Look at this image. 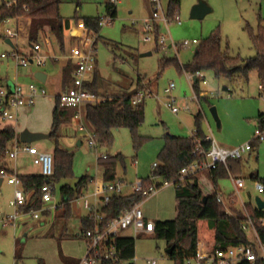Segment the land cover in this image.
Here are the masks:
<instances>
[{"label": "rangeland", "instance_id": "rangeland-1", "mask_svg": "<svg viewBox=\"0 0 264 264\" xmlns=\"http://www.w3.org/2000/svg\"><path fill=\"white\" fill-rule=\"evenodd\" d=\"M8 1L13 0H0V5ZM200 1L206 3L212 11L202 19L193 18L191 15L193 6ZM108 2L109 0H82L81 6L77 7L76 1L64 0L60 9L65 17L72 19L74 27L78 24L75 20L76 14L80 17L106 15ZM169 2L170 0H161L165 12L168 11ZM178 9V19L172 20L168 26L162 21L159 22L160 33L169 37L167 45L174 41L178 46V52L174 47L166 49L157 47L155 38L151 41L145 40L144 20L152 13L149 0H121L117 3V16L100 26L97 32L100 37L96 44L99 93L103 96L119 95L134 88L154 92L153 96L146 97L144 101L145 119L138 129L144 140L136 147L131 130L121 126L113 130L112 143L91 147L90 138L94 133L91 123L83 120L86 126L83 132L78 128V122L69 121L70 118L67 120L69 122L62 123L58 129L59 140L62 146L74 154L73 176L55 182L53 193L56 204L62 201L63 184H73L83 175L98 174L96 158L99 153H107L115 160L117 177L122 178L125 183L123 194L134 192L137 181L148 177L154 163L158 162L159 153L165 142V133L169 131L176 135L191 136L192 132L196 131L195 114L198 112L203 115L202 126L205 133L212 135L221 145L234 147L248 141L255 144V149L245 154L241 160L238 176L245 179V187L241 190L235 205L241 208L242 200L255 204L257 196L264 199V193L259 194L256 191L257 180L251 177L253 172L259 177H264V140L255 139V130L259 126L257 116L259 111H264V91L260 87L257 74L252 72L248 80L242 77L231 81L224 76H218L212 68L202 69L200 72L205 76L206 82L200 79L198 83L200 98L197 100L195 94L198 93L193 87L194 81L188 77L189 74L194 77L196 73L179 69L173 63L161 68L160 63L165 58L173 57H177L181 64L188 63L197 44L191 43L185 47L182 45L184 40L192 42L197 39L200 42L213 33L221 35L223 47L228 48L230 54H240L241 57L254 56L256 49L253 46L250 28L256 31L260 23L264 26V0H180ZM7 25L19 31V38L17 40L13 38L15 46L8 44L6 37L3 36L5 23L1 26L3 35L0 36V83L6 84L8 81L12 85L18 76L23 80L26 71L34 73L46 69L49 74L47 82L40 83L34 77L27 81L40 83L48 89L45 96L48 98L47 103L42 104L36 99V111L20 117L19 124L22 129L30 130L29 124H51V108L55 104L54 86L59 87L62 67V63L58 62L64 56L68 57L70 48L77 44V41L71 38L67 30L62 57L54 52L60 49L57 41L51 35L43 36L40 53L48 56L46 63L39 65L34 61L28 66L18 67L13 56L14 47H18L19 52L32 53V45L27 40L26 30L17 28L15 21ZM3 53L6 56H3ZM56 55L57 58L54 57ZM71 82L72 79L69 83ZM170 82H174L175 87L166 93ZM224 87H228V90ZM204 91H208L207 96L202 94ZM170 100L174 106L180 108L178 113H175L168 104ZM186 106L190 107V111L186 110ZM212 107L217 108L220 125L212 114ZM7 122L8 120L4 121L0 116V127ZM51 129L52 127L47 132H51ZM64 133L65 136H61ZM79 140L83 142L81 145H78ZM34 145L41 151L54 154L56 138L40 139L35 141ZM119 153L124 156L123 162L116 158ZM5 163L20 172L41 173V166L34 164L30 157L24 154H20L17 159L9 160L7 154ZM199 175L205 192L212 193L216 190L211 180L206 181L207 172ZM218 189L226 195L233 193L235 186L232 176L220 178ZM14 194L15 186L4 178L0 185V211L6 215L15 211L10 204ZM31 194L30 192L27 195L28 198ZM227 200L225 199L224 206L226 210L232 212ZM140 203L145 216L150 219L160 221L174 219L177 215L174 184L161 187ZM38 209L41 212L40 217L28 222L32 226L21 224L19 219L5 223L4 218H0V264H64L63 255L70 256L72 262L77 260L80 262L88 253L89 242L83 235L81 221V217L87 214L88 210L76 200L71 201L69 214L64 213L65 205L51 210L41 205ZM198 226L199 241L207 244L205 245L208 251V243L212 242L208 223L200 220ZM126 233H131L136 238L135 264H151L148 262L150 259H156L157 264H175L166 253L170 246L166 239L155 233H142L137 236L132 233V229H128ZM248 234L254 239L250 231ZM191 264L195 262L192 261Z\"/></svg>", "mask_w": 264, "mask_h": 264}, {"label": "trees", "instance_id": "trees-1", "mask_svg": "<svg viewBox=\"0 0 264 264\" xmlns=\"http://www.w3.org/2000/svg\"><path fill=\"white\" fill-rule=\"evenodd\" d=\"M77 2V7L81 6L82 0H72ZM64 0H13L0 5V36H2L1 26L8 20L20 17L30 19L28 28V42L33 45L40 42L43 36H52L59 45L61 51L65 48V33L71 29L72 19L65 17L61 13V4ZM180 0H170L167 15L170 20L178 19ZM108 10H112V16H117V5L108 4ZM76 23L80 21L92 31L98 32L100 29L99 16H75ZM159 26L157 27L155 41L157 47ZM250 35L256 54L251 57H241L240 54L232 55L228 48L223 47L222 37L218 33H213L209 37L197 44L192 59L181 64L177 57L165 58L160 61L161 68L169 64H176L179 69L196 73L205 68H212L218 76H224L229 80L237 78L249 79V75L255 72L260 80V87L264 91V26L260 23L256 31L250 28ZM4 36V35H3ZM5 37V36H4ZM98 36L96 40L99 39ZM72 79L71 71L64 69L63 90L69 87ZM193 87L199 94V78L193 79ZM99 76L95 72L92 82L85 83V86L94 93L101 95L97 89ZM141 89V88H139ZM129 92L119 95H105L104 99L84 106L83 113L86 120L94 127V136L98 146H105L112 143L114 139L113 130L125 126L131 130L134 144L139 147L144 137L139 134V127L145 119L144 101L138 104L132 103V96ZM59 96V95H58ZM57 96L56 104L52 114L51 137L56 138V148L54 151V172L51 176L43 174H18L22 181V187L26 195L30 192L31 197L22 207L23 210L38 209L43 205L42 193L45 186L55 184L62 178L73 176L74 154L60 144L59 126L70 117L65 116ZM259 126L264 128V112L260 111L258 116ZM195 125L198 137L201 138V149L207 151L211 142L207 139V134L203 129V115L201 112L195 114ZM257 139V138H255ZM15 141L19 140V135L13 125H7L0 129V176L3 172L14 174V171L5 163V157L9 153ZM164 145L159 153L158 165L153 168L151 174L142 178L145 185L157 183L161 186L164 181H172L175 186L177 199V215L172 220H156L155 234L166 239L170 246H174L170 258L175 264H186V260L196 253L199 243V221L205 220L211 231V243H208V250L215 253L218 248H227L241 244H251L257 253L259 249L255 241L250 238L248 231L243 228L247 220V213L252 218L260 240L264 243V209H259L256 204L245 202L241 208L237 207L236 201L230 202L233 193L227 196L229 207L232 212L226 210L224 203L218 200L219 192H205L202 188L200 173L207 172L208 178L217 184L220 178L229 176V171L234 176H238L241 169V159H229L227 166L219 164L216 168L201 170L195 174L186 176L183 180L181 171L194 161H201L205 155L195 152L197 143L191 136L176 135L167 131L164 135ZM259 141V140H256ZM253 145L255 146L254 142ZM118 160L124 161V156L116 155ZM113 160V161H112ZM114 159L105 163V173L108 178L116 175L114 169ZM92 176L83 175L73 184L66 183L61 186L65 205V214L71 212V200L80 195L90 185ZM251 177L264 183V177H259L257 173H252ZM161 180V181H159ZM145 197L139 192L130 194L115 195L109 205L105 208L108 216H116L126 208L141 202ZM238 202V201H237ZM89 215L81 217L82 232L90 228L93 223L88 219ZM209 231V233H210ZM116 247L117 255L115 259H102L100 264H135L136 258V238L134 236L118 235L111 239ZM169 246V247H170ZM18 257V254H16ZM64 264H80L79 260L72 262V258L63 255ZM238 264H264V258L259 257L255 261H241Z\"/></svg>", "mask_w": 264, "mask_h": 264}, {"label": "built area", "instance_id": "built-area-1", "mask_svg": "<svg viewBox=\"0 0 264 264\" xmlns=\"http://www.w3.org/2000/svg\"><path fill=\"white\" fill-rule=\"evenodd\" d=\"M121 0H109L111 5H117ZM152 6V14L144 20V34L145 40L151 41L155 38L157 27L159 22L162 21L169 25L171 22L167 15V12L163 9L161 0H149ZM114 17L112 16V10H108L106 15L99 17V25H103L111 21ZM10 21V20H8ZM7 21V22H8ZM73 36L77 39V44H74L70 48L68 57L72 60L73 66L71 68L72 82L66 90H63L59 94L60 105L63 108L64 114L67 117L79 120L80 127L84 130L86 128L83 124V120L86 119L83 113L84 106L88 104H95L104 97L89 90L85 83L92 82L94 73L97 69V47L96 40L98 34L95 31L90 30L84 22L80 21L72 28ZM4 36L6 38H19V31L6 26L4 29ZM169 37L165 34H158V43L162 49L168 47H174L178 52V46L174 41H171L167 45ZM18 44V41H16ZM191 43L198 44L199 41L194 39L192 42L184 40L183 44L185 47ZM16 44V45H17ZM42 44L40 42L32 45V53H23L18 51V47H14L13 56L16 59L18 66H28L31 62H37L39 65H44L48 59L47 55L41 54ZM6 56V54H2ZM56 57V56H54ZM196 76L206 82L205 76L199 71L196 72ZM190 80H193V75L189 74ZM175 87L174 82H170L166 88V93L171 92ZM47 93V89L44 85L36 82H30L25 88L21 83H13L12 85L0 83V116L3 120L16 121L19 110L22 107L33 106L36 102L37 97L43 96ZM202 94L208 95V91H204ZM154 92L145 89H138L132 96V103L138 104L139 102L146 99L148 96H153ZM195 98L199 100V94H195ZM168 103L175 113L180 111V108L174 106L171 102ZM186 110L190 111V107L186 106ZM191 137L195 138L197 147L195 152H199L205 155L201 161H194L188 166L184 167L181 171V179L183 180L186 176L195 174L201 170L216 168L219 164L227 166L229 159H242L245 154H248L254 149L253 141H248L244 144L227 147L221 145L212 135H207V139L210 140L211 145L209 150L203 151L201 149V138L198 137L197 131L192 132ZM255 138L257 140H264V128L257 127L255 130ZM91 147H97V142L94 136L90 138ZM21 151H26L32 156L34 164L41 166V172L44 176H51L54 172V154L46 151H41L34 144H24L15 141L12 149L8 155L10 158H15ZM97 168L98 174L92 176L90 179V185L80 195L76 196L72 200H76L79 204L81 203L85 209L88 210L89 220L93 223L90 228L84 230L83 235L87 238L88 253L80 260V264H100V261L104 259H115L117 255L116 247L111 239L121 235L123 230L132 228L136 234L146 233L154 234L156 230L155 220L147 218L141 208V203H136L130 208H126L123 212L116 216H108L105 208L109 205L111 199L115 195L123 194L124 180L118 178L117 175L113 178H108L105 173V163L111 160V157L107 153H99L97 155ZM158 165L154 163L153 167ZM2 177H6L10 184L15 186L14 198L10 204L14 207L15 211L13 214L6 215L0 211V218H4L5 223L21 219L24 216H29L32 219L39 218L41 212L39 209H31L24 211L22 207L27 203L28 196L24 192L22 187V181L17 174L2 173ZM232 176L235 191L233 192L231 202L238 201L241 190L245 187V179L241 176ZM173 184L172 181H164L161 186L157 183L145 185L143 179H140L135 184L134 192L141 193L144 197L152 195L154 192L159 190L163 186ZM54 189L55 185L47 184L42 193L43 206L46 208L56 209L58 204L54 201ZM256 191L259 194L264 193V183L256 181ZM227 196L218 194V200L225 203ZM71 200V201H72ZM245 202L242 200V205ZM256 204V203H255ZM264 222V218L262 219ZM243 228L250 231L254 237V241L259 249L260 253H257L251 244L230 246L227 248H218L215 253L207 251L202 242L198 243L196 253L186 260V264H191L192 261L195 264H238L241 261H255L259 257L264 258V243L260 240L259 234L255 227V224L247 213V220L243 224ZM167 253V252H166ZM151 264H157L156 259L148 260Z\"/></svg>", "mask_w": 264, "mask_h": 264}, {"label": "crops", "instance_id": "crops-1", "mask_svg": "<svg viewBox=\"0 0 264 264\" xmlns=\"http://www.w3.org/2000/svg\"><path fill=\"white\" fill-rule=\"evenodd\" d=\"M108 4H109V2L108 3H106V8H107V10H108ZM118 11V10H117ZM152 14V13H151ZM150 14V15H151ZM12 21H15L16 23H17V28H20L22 31H24V30H26V32H27V34H28V28H29V22H30V19L27 17H20V18H17V19H11L10 21H8V22H6L5 23V26H8L7 24L8 23H11ZM74 26V25H73ZM72 26H71V29H69V32H70V35H71V38L72 39H74L75 40V42L77 41L76 40V38L73 36V34H74V32H73V30H72ZM1 31H2V29H1ZM3 32V31H2ZM68 33V32H67ZM66 33V34H67ZM66 34H65V36H66ZM48 38V37H47ZM27 40H28V38H27ZM12 42H14L13 40H12ZM41 44H43V40L40 42ZM9 44V43H8ZM14 46H15V44H14ZM55 53H57V54H59V55H63L62 54V51H61V49H59V51L58 52H56V51H54ZM58 56L56 55V57L55 58H57ZM63 57V56H62ZM62 59H64V60H62ZM66 59V60H65ZM31 63H33V62H31ZM58 63H62V67H61V71H60V84H59V87L58 86H54V88H55V93H54V98H55V104H56V100H57V96L63 91V74H64V69L65 68H68V70H70V71H72L71 70V68H72V66H73V62H72V60L69 58V57H65L64 56V58H61V60H59V62ZM18 66V65H17ZM18 67H21V66H18ZM51 70H52V68H51ZM38 71H43V72H45L46 74H47V80H46V82L48 81V79H49V74H48V71L46 70V69H42V70H37V71H35L34 73H30L29 71H26V75H25V78L22 80L21 79V76H18V78H17V80H16V82H14V83H21L22 85H24L25 86V88H27V85H28V83H30V82H34V81H27L28 79H30V77H34L38 82H40L41 83V81L40 80H38L36 77H35V74H36V72H38ZM95 72H97V70L95 71ZM72 74V73H71ZM24 77V76H23ZM94 77H95V73H94ZM94 79V78H93ZM39 83V84H40ZM6 84H9L10 85V82H6ZM13 84V83H12ZM58 87V88H57ZM46 88V87H45ZM53 88V89H54ZM47 89V88H46ZM47 94H48V89H47V93L45 94V95H43V96H39V97H37V102H40V103H42V104H46L47 103V100H48V98H46L45 96H47ZM100 96H103V95H100ZM37 102H35V104L37 103ZM35 104H34V106H32V107H22L20 110H19V113H18V117H17V120L16 121H14V120H12V121H8L7 123H5L3 126H1L0 127V129H3L4 127H6L7 125H13L14 126V128L16 129V131L18 132V135H19V140H20V133H21V131H23L24 129H22L21 128V126H20V124H19V118L20 117H22V116H24V115H29V114H31V113H34V111H36V107H35ZM55 104H54V106L51 108V112H52V114H53V110H54V107H55ZM260 112V111H259ZM264 112V111H263ZM259 114V113H258ZM5 121V120H4ZM69 121H74V122H78V128H79V130L80 131H84L81 127H80V122H79V120H76V119H73L72 117H70V120ZM69 121H67V122H69ZM13 122H15L16 123V125L13 123ZM67 125H68V123H66ZM18 126H20L19 128H18ZM31 126V127H30ZM52 127V120H51V124H45V123H33V124H29V128H31V131H34V132H45V133H48L47 131H48V129H50ZM30 130V129H29ZM61 136H65V133L64 134H62ZM20 143H22L21 141H19ZM79 142H80V144H79ZM83 142L81 141V140H79L78 141V145H81ZM24 144H34V143H24ZM13 146V145H12ZM11 149H12V147H11ZM10 149V150H11ZM254 149H255V146H254ZM253 149V150H254ZM20 154H24L25 156H28V157H30V159L32 160V156L28 153V152H26V151H21L18 155H17V157H15V158H10L9 157V155H8V160L9 159H17L18 157H19V155ZM242 160V159H241ZM33 161V160H32ZM97 161V160H96ZM113 161V160H112ZM9 163V162H8ZM97 165H98V163H97ZM8 167L10 168V169H12L13 171H14V174H42V172L41 173H30V172H20L19 170H16V168H14V167H12L11 165H8ZM114 169H115V161H114ZM115 172H116V170H115ZM254 173V172H253ZM252 174V173H251ZM116 175H117V173H116ZM229 175H232V173L229 171ZM91 176V175H90ZM234 176V175H233ZM2 177V176H1ZM3 178V180H4V178H6V177H2ZM207 180H210L209 178H207L206 179V181ZM3 182V181H2ZM2 182H1V184H2ZM164 187V186H163ZM215 187H216V189H217V191L220 193V194H222V195H224V196H226V194L224 193V192H222L220 189H218V182H217V184L215 185ZM62 200H63V196H62ZM62 202V201H61ZM58 203V207L57 208H59L61 205H64L63 203ZM242 204V203H241ZM24 211H28V210H24ZM147 217V216H146ZM148 218V217H147ZM20 220V223L21 224H24V225H30V226H32L30 223H28L29 221H31V220H33L31 217H29V216H24L23 218H21V219H19ZM156 221V220H155ZM33 227H35V226H33ZM129 229H132V228H129ZM128 229H126V230H123L122 231V233H121V235H124V236H132V234L131 233H126V231H127ZM132 233H134V234H136L135 233V231L132 229ZM142 233H138V234H136L137 236H139V235H141ZM202 244H203V246L205 247V249L207 250V244L206 243H203L202 242ZM206 244V245H205ZM209 251V250H208Z\"/></svg>", "mask_w": 264, "mask_h": 264}, {"label": "water", "instance_id": "water-1", "mask_svg": "<svg viewBox=\"0 0 264 264\" xmlns=\"http://www.w3.org/2000/svg\"><path fill=\"white\" fill-rule=\"evenodd\" d=\"M211 11H212V9L209 6H207L206 3H204L203 1H200L193 6L191 15L193 18L202 19ZM6 42L9 43L10 45L14 46V43L12 42V40L10 38H6ZM148 53H151V52H148ZM35 77L43 83H45L47 80V74L43 71L36 72ZM196 78L197 77L194 76V80H196ZM224 89L228 90V87H224ZM136 91H137V88H134L133 90H131L128 93V95L132 96ZM211 111H212L213 116L217 120L218 125H220V119H219V116L217 113V108L212 107ZM50 137H51L50 132H48V133L34 132V131L29 130L28 128H25L20 133V141L22 143H34L37 140L50 138ZM79 144H80V142H79ZM2 181H3V178L0 176V185H1ZM255 202H256V205L258 206L259 209H264V199L261 196H257ZM173 250H174V246L172 245V246L167 248L166 252H167V254H171L173 252Z\"/></svg>", "mask_w": 264, "mask_h": 264}]
</instances>
